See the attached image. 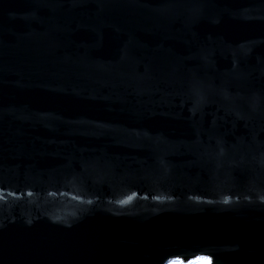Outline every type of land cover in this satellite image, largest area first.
<instances>
[{
    "label": "water",
    "instance_id": "water-1",
    "mask_svg": "<svg viewBox=\"0 0 264 264\" xmlns=\"http://www.w3.org/2000/svg\"><path fill=\"white\" fill-rule=\"evenodd\" d=\"M264 264V0H0V264Z\"/></svg>",
    "mask_w": 264,
    "mask_h": 264
},
{
    "label": "rangeland",
    "instance_id": "rangeland-1",
    "mask_svg": "<svg viewBox=\"0 0 264 264\" xmlns=\"http://www.w3.org/2000/svg\"><path fill=\"white\" fill-rule=\"evenodd\" d=\"M168 264H182L180 261H170ZM188 264H209V260L207 258H199L194 260Z\"/></svg>",
    "mask_w": 264,
    "mask_h": 264
}]
</instances>
